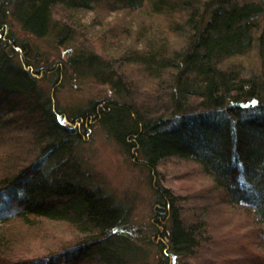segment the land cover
Here are the masks:
<instances>
[{
    "label": "trees",
    "instance_id": "16d2710c",
    "mask_svg": "<svg viewBox=\"0 0 264 264\" xmlns=\"http://www.w3.org/2000/svg\"><path fill=\"white\" fill-rule=\"evenodd\" d=\"M87 12L101 22L106 13L125 12L129 21L124 34L111 35L120 48L114 60L85 47L68 58V72L93 76L114 95L68 118L55 100L63 68L35 72L10 23L63 44L76 41L74 22L81 25ZM93 125L149 172L157 264H172L176 254L195 257L210 231L187 219L183 197L160 179L169 158L195 163L223 192L221 202L259 225L264 242V0H0V135L11 134L7 145L15 151L5 160L23 162L0 163V264H148L147 250L128 234L125 205L76 167L73 150ZM56 223L70 229V239L51 230ZM25 253L36 256L21 260ZM250 262L264 259L252 254Z\"/></svg>",
    "mask_w": 264,
    "mask_h": 264
},
{
    "label": "rangeland",
    "instance_id": "374dc122",
    "mask_svg": "<svg viewBox=\"0 0 264 264\" xmlns=\"http://www.w3.org/2000/svg\"><path fill=\"white\" fill-rule=\"evenodd\" d=\"M105 16L106 20L101 22L99 15L92 12L83 14L80 20L82 26L78 22L73 25L77 34L76 41L72 39L63 44L52 34L45 38L34 37L26 34L15 21L10 23V32L16 40L15 44L29 47L28 52L23 51L20 54L24 62L31 63L35 72L49 67L63 68V77L54 90L57 108L68 118L92 99L99 101L114 96L111 86L98 83L93 76L68 72L65 67L68 58L78 47L93 48L110 60L119 55V42L112 39L111 35L114 33L118 37L126 32L124 25H127L129 16L125 12L106 13ZM66 18L68 19V15ZM61 21L65 22L63 19ZM88 24H91L90 27L84 28ZM106 29L109 34H104L102 39L101 32ZM129 71V74L136 73L134 68ZM41 78L47 89L52 88L50 74L44 73ZM10 135H0V163L5 160V154H15L12 147L10 148L12 142L7 140ZM17 135L22 137L23 134L19 132ZM83 137V143L73 150L76 167L92 187H99L103 193L110 194L116 201L125 205L132 225L128 234L134 236L136 243L147 250L144 262L157 264L162 259L159 250L161 238L159 235L155 236L152 231L156 194L149 179V172L98 125H93L90 132L84 131ZM8 142L10 144L7 145ZM15 157L18 160L14 164L5 160L4 166L16 168L23 165L20 157ZM3 173L0 168V178L4 176ZM159 173L164 185L177 196L183 197L181 207L187 219L204 221L206 228L208 225L210 229L205 238L206 244L195 257L185 253L176 254L172 264H252V254L261 255L264 259V242L256 236L259 225L255 226L245 211L221 202L223 192L201 173L195 163L169 158L159 166ZM49 227L54 233L61 234L62 238L70 237V229L66 225L56 223ZM164 242L168 241L164 239ZM170 250L167 253H171ZM34 256L36 255L29 256L25 253L21 260Z\"/></svg>",
    "mask_w": 264,
    "mask_h": 264
}]
</instances>
